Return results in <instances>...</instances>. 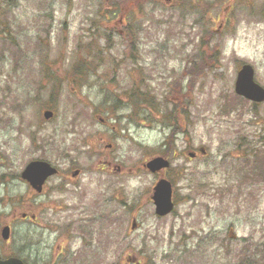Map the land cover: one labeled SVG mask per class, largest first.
I'll list each match as a JSON object with an SVG mask.
<instances>
[{
    "label": "rangeland",
    "instance_id": "1",
    "mask_svg": "<svg viewBox=\"0 0 264 264\" xmlns=\"http://www.w3.org/2000/svg\"><path fill=\"white\" fill-rule=\"evenodd\" d=\"M246 63L264 87V0H0V255L264 264V102L234 92ZM155 156L170 160L176 203L161 218ZM37 159L85 170L94 234L79 200L29 201L20 175ZM103 161L123 174L86 186Z\"/></svg>",
    "mask_w": 264,
    "mask_h": 264
},
{
    "label": "water",
    "instance_id": "2",
    "mask_svg": "<svg viewBox=\"0 0 264 264\" xmlns=\"http://www.w3.org/2000/svg\"><path fill=\"white\" fill-rule=\"evenodd\" d=\"M234 91L238 96H241L255 103L264 102V87L255 80V70L251 64H243L238 70L234 84ZM45 119L53 117V111L46 110L43 113ZM204 153V149H200ZM190 157H194L193 153H189ZM170 166V162L163 157H155L147 162L146 168L149 171L156 172ZM56 172L48 162L42 160L31 161L22 172V178L27 180L33 188L38 192L41 191L45 180ZM152 199L155 205L156 214L159 216L168 215L173 209L172 202V185L166 178H161L154 187ZM11 231L8 225L1 229L2 238L7 241L10 238ZM0 264H25L18 257H9L2 259Z\"/></svg>",
    "mask_w": 264,
    "mask_h": 264
},
{
    "label": "flooded vegetation",
    "instance_id": "3",
    "mask_svg": "<svg viewBox=\"0 0 264 264\" xmlns=\"http://www.w3.org/2000/svg\"><path fill=\"white\" fill-rule=\"evenodd\" d=\"M227 14L225 13L222 17V23H224V21L227 20ZM109 147H112V144L108 145ZM55 168L57 169V172L54 173L53 175L49 176L48 179L46 180V182L43 184L41 191H37L35 188L31 187L30 185L29 188L31 190L30 196H29V201L31 202H36L37 199H42V200H46V198H52L54 195H58L64 198V201H70V200H79V204H85L88 208V212H86V216L82 217V219H85V223L82 226L83 230L89 231L90 234H94L95 233V227H97V229H100V215L96 214L94 211V208L91 206L92 202L90 201V197L87 196V194L85 193V190L83 192L81 185L79 182L82 177H85V170H83L80 167L77 166H72L69 165L65 168L59 166V165H54ZM115 170L119 173V174H123V170L121 169V167L118 165L115 167V169L113 170L112 167V163L111 162H106L103 161L102 164L97 166V170H95V172L93 171V173L88 176L87 180H88V184H85L86 186L89 185V183H96L99 182L100 180H102L103 178L105 180L106 177H104V174L107 175H113V173H116ZM127 172L130 173V171L128 170ZM97 173V174H96ZM126 174V172H125ZM159 174V173H158ZM104 175V176H102ZM85 179V178H84ZM83 179V180H84ZM92 179V181H91ZM100 179V180H99ZM109 179V178H108ZM110 182V179H109ZM111 184V182H110ZM89 187V186H88ZM100 186H98L96 188L99 189ZM84 195V196H83ZM174 204L176 205L175 201ZM70 210H73L72 208H70ZM31 219L36 220L37 217L35 214H31L30 215ZM133 227V228H132ZM140 225L137 222V217L133 216L132 220H131V225H130V230L129 231H135L137 229H139ZM88 244V243H87ZM136 259V258H134ZM133 259V260H134ZM129 263H132L129 261Z\"/></svg>",
    "mask_w": 264,
    "mask_h": 264
},
{
    "label": "trees",
    "instance_id": "4",
    "mask_svg": "<svg viewBox=\"0 0 264 264\" xmlns=\"http://www.w3.org/2000/svg\"><path fill=\"white\" fill-rule=\"evenodd\" d=\"M87 69H88V67H87ZM75 84H77V81L75 80V82H74ZM132 101H134L135 103H138L139 102V98H137V95L136 94H133L132 95ZM142 101V100H141ZM169 120H170V118H169ZM51 139V138H50Z\"/></svg>",
    "mask_w": 264,
    "mask_h": 264
}]
</instances>
